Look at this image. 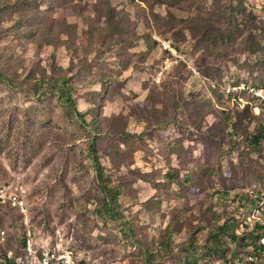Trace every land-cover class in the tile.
Instances as JSON below:
<instances>
[{"label":"rangeland","instance_id":"obj_1","mask_svg":"<svg viewBox=\"0 0 264 264\" xmlns=\"http://www.w3.org/2000/svg\"><path fill=\"white\" fill-rule=\"evenodd\" d=\"M0 74V264H264V0H0Z\"/></svg>","mask_w":264,"mask_h":264},{"label":"built area","instance_id":"obj_2","mask_svg":"<svg viewBox=\"0 0 264 264\" xmlns=\"http://www.w3.org/2000/svg\"><path fill=\"white\" fill-rule=\"evenodd\" d=\"M160 44L166 47V52L171 53V55H169V58L172 59V62L178 61V60L180 61L181 59H184L183 57H181L180 54H178L177 51L171 50V43L160 42ZM167 69H169V66H163V72L159 73L160 76H162ZM240 91H243V88H241ZM235 92H238V91H235ZM251 96H261V100H264V91L251 89ZM12 190H19V204H22L23 214H24V217H26V205L28 202H27L26 194H24V187H21V185H18L16 187L11 186V185L0 186V204H6L5 202H9L8 194H12ZM255 224H259L261 227H264L263 224H260L257 222H255ZM27 242H28V254H34L33 246H34V243L36 242L35 236H30ZM55 242H61V247H63L61 237H58V239H56ZM261 246H264V244H262ZM39 263L46 264V262H43V257L39 259ZM65 264H72V259L70 257H65ZM247 264H256V260H253L252 258L248 257Z\"/></svg>","mask_w":264,"mask_h":264},{"label":"trees","instance_id":"obj_3","mask_svg":"<svg viewBox=\"0 0 264 264\" xmlns=\"http://www.w3.org/2000/svg\"><path fill=\"white\" fill-rule=\"evenodd\" d=\"M0 80H2V75L0 74ZM3 80H5V79H3ZM260 86H262V87H264V84L262 85H260ZM60 92H61V95H60V98L62 99V97H66L65 98V100H63V102L66 104V105H69L70 107H73V109H75V111H76V113L79 115V116H81V117H83V113L82 112H80L79 110H77V108H76V106H75V102H74V100H73V98H72V93H71V87L70 86H68L67 85V80L66 79H64V82H63V88L60 90ZM225 98H226V96H225ZM249 107H247L246 109H244V110H247ZM263 138H264V135L262 134V132H259L256 136H254L253 137V142L256 144V145H260L261 144V142H262V140H263ZM173 178V177H172ZM264 199V198H263ZM263 199H261V201H258L256 204L257 205H255V206H258L262 201H263ZM254 206V207H255ZM10 207V206H9ZM16 211V210H15ZM254 227H257V228H259V230H260V235H259V239H260V237H261V228L258 226V225H256V226H254ZM227 229H228V225H223V227H221V230H223V231H227ZM256 229V228H255ZM232 239H236V236L234 235V233H232ZM259 239H258V246H259V255L260 254H262V252H263V248H262V246L260 245V243H259ZM21 246H23V244H21ZM26 248V246H25V241H24V249ZM212 250V249H211ZM215 253H213V254H217V252L216 251H214ZM5 259H6V256H5ZM216 262V261H215ZM214 262V263H215ZM6 263L7 264H17V262L16 261H12V260H7L6 261ZM187 264H198L196 261H194V260H190V261H188L187 262ZM206 264H213V263H206Z\"/></svg>","mask_w":264,"mask_h":264},{"label":"bare ground","instance_id":"obj_4","mask_svg":"<svg viewBox=\"0 0 264 264\" xmlns=\"http://www.w3.org/2000/svg\"><path fill=\"white\" fill-rule=\"evenodd\" d=\"M264 200V199H263ZM259 203V202H258ZM257 203V204H258ZM256 204V205H257ZM260 207V206H259ZM20 209L21 210H23V207H22V204H21V207H20ZM262 229H263V227H262ZM30 236H33V234H32V231H29L28 232V238L30 237ZM27 241V240H26ZM260 243H261V245L262 244H264V238L263 239H261V241H260ZM27 244H28V242H27ZM35 245V244H34ZM37 247V246H36ZM263 247V249H264V246H262ZM35 248V247H34ZM44 248V247H43ZM38 249H40V248H38ZM45 250V249H44ZM35 251V250H34ZM38 251V250H37ZM70 251V250H69ZM258 251H259V249H258ZM264 251V250H263ZM41 252V254L39 255V253L37 254V256L36 257H34V258H32V260H33V264H44V263H39V259H41L42 257H43V262H46V264H65V257H70L71 259H72V264H77V260H76V258H75V255H74V253L73 252H64V255H62V257L60 256V260H59V262L58 263H54L53 262V260H52V257L50 256V255H47L46 254V252H42V250L40 251ZM29 255V254H28ZM30 255H33V254H30ZM264 257V256H263ZM264 262V261H263Z\"/></svg>","mask_w":264,"mask_h":264}]
</instances>
